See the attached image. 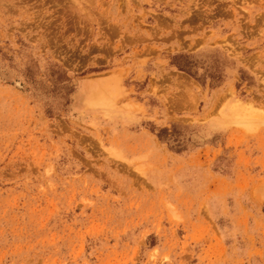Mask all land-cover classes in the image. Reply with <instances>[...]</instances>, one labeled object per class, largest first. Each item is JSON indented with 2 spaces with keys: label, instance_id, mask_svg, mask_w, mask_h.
Returning <instances> with one entry per match:
<instances>
[{
  "label": "rangeland",
  "instance_id": "rangeland-1",
  "mask_svg": "<svg viewBox=\"0 0 264 264\" xmlns=\"http://www.w3.org/2000/svg\"><path fill=\"white\" fill-rule=\"evenodd\" d=\"M0 264H264V0H0Z\"/></svg>",
  "mask_w": 264,
  "mask_h": 264
},
{
  "label": "bare ground",
  "instance_id": "bare-ground-1",
  "mask_svg": "<svg viewBox=\"0 0 264 264\" xmlns=\"http://www.w3.org/2000/svg\"><path fill=\"white\" fill-rule=\"evenodd\" d=\"M95 96H96V95H95ZM99 98H100V97H99ZM92 100H93V99H92ZM234 110L237 111V112H239V113H243V114L248 113V114H249V112H247V109L244 108V107L242 106V104H240V103H237V104L235 105Z\"/></svg>",
  "mask_w": 264,
  "mask_h": 264
}]
</instances>
